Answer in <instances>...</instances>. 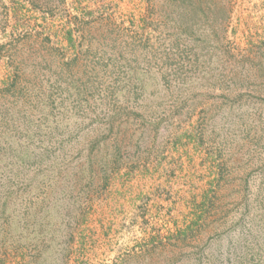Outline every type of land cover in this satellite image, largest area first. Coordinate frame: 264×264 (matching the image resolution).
I'll return each mask as SVG.
<instances>
[{"label": "rangeland", "instance_id": "rangeland-1", "mask_svg": "<svg viewBox=\"0 0 264 264\" xmlns=\"http://www.w3.org/2000/svg\"><path fill=\"white\" fill-rule=\"evenodd\" d=\"M0 264H264V0H0Z\"/></svg>", "mask_w": 264, "mask_h": 264}]
</instances>
